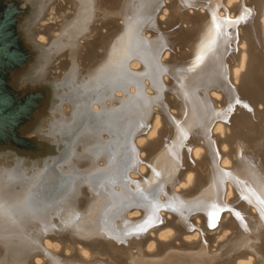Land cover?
I'll list each match as a JSON object with an SVG mask.
<instances>
[{"label": "bare ground", "instance_id": "6f19581e", "mask_svg": "<svg viewBox=\"0 0 264 264\" xmlns=\"http://www.w3.org/2000/svg\"><path fill=\"white\" fill-rule=\"evenodd\" d=\"M71 1L39 8L61 18L42 29L55 53L76 62L102 27L100 44L119 53L89 66L77 109L60 91L72 112L58 107L49 132L62 143L39 175L5 170L8 198L54 207L66 193L76 208L31 237L0 230V264H264V0ZM87 4L83 42L60 43ZM79 166L87 178L72 175ZM88 216L116 224L115 242L92 235Z\"/></svg>", "mask_w": 264, "mask_h": 264}, {"label": "rangeland", "instance_id": "374dc122", "mask_svg": "<svg viewBox=\"0 0 264 264\" xmlns=\"http://www.w3.org/2000/svg\"><path fill=\"white\" fill-rule=\"evenodd\" d=\"M57 1L0 0V193L4 195L0 196V230L14 229L19 234L27 232L30 237L40 228L47 227L48 229L51 227L53 220H59L54 218L57 217V214L61 213L60 216L66 215L69 213L72 206L75 209L76 207L74 206L76 204L69 206L73 200H71L70 203L66 201L67 199L69 201V198H74V196H70L71 194L66 195L65 193V195H63L64 197L61 198L65 202H60V205L54 207L42 208L25 192H20L17 195H13L12 198H8L7 193L2 191V187L5 186L4 182L13 172H5V170L12 169L16 166L20 168L23 174L26 172L25 174L29 178L39 175L37 171H39V168L41 170L44 166L46 159H48L47 156L50 149L53 148L55 144L59 145L62 143L61 140L56 142L57 139L54 136L51 137L52 134L49 132L52 126L51 124L54 123L56 117L58 118L61 115V113H59L58 116L57 111H59L60 108L64 114L68 115L72 112V107L69 106L67 102L63 101L61 105L59 104V98L62 95L60 91H62V89L64 92L67 89L74 91L76 102L73 103V107L77 109L80 102L84 99L85 90L83 89V85L86 83L87 79L92 76H90V74H93V72L94 74L95 72L98 73L104 68V61L107 60L106 57H109L111 62L119 53L117 49L119 48V44L117 42L118 45L115 42L112 44L110 43V53L104 49L103 44H100V33L106 32V28L104 27H102V29L100 28L101 30H94L90 33L91 36L89 35V39L92 38V35L96 36L95 38L97 39H93L92 42L96 45L89 46L90 48H87L88 51L85 53L83 52L85 48L82 51L78 49L79 52H77L75 57L76 62L70 58L67 49H62L55 53V49L50 43L52 37H47V34L43 33L42 29L49 23L60 20L61 18L56 16L57 19L54 20L50 18L51 15H45L41 18L39 8H46L48 3V7H51L54 5L51 3H58ZM71 2H69L68 5L71 4L72 6L70 7H73L74 0ZM87 9H91L88 4L78 7L76 19L72 23L71 29L66 31V37H63L60 43H69L73 41V39L74 41L72 44L76 40L78 41V39L79 42H83V38H81L79 34L83 29H86L88 26L87 24H89L88 22H90V18L92 19L91 16H93L92 10L89 11ZM48 10H50V8L47 9V11ZM63 10H61L62 14L72 12L69 6H66V12ZM83 20H86V24L85 21L81 24ZM118 23H122V20H118ZM51 29H54L52 33L54 36L61 34V29H59V27L53 26ZM97 45L100 50L96 47ZM116 46L117 48L115 49ZM91 48L97 51H92ZM63 52L65 53L63 54ZM106 52L110 55L107 56L108 53ZM96 60L99 61L96 62ZM110 62L106 61V64ZM88 63L92 64L93 67L95 65V68H99L95 70V68H92ZM70 64L74 66L71 76L67 75ZM130 65L129 63V66ZM89 66L92 72L89 71ZM79 67H81V69H79ZM107 67L110 68V65L105 68ZM86 68H88V70L84 72ZM79 71H81L80 75ZM115 71H118L115 67L108 70L111 76H113ZM88 72L89 77H87ZM66 75L67 77L65 78ZM145 91H147V89H145ZM113 94H121V92L114 91ZM106 102L108 103L109 100ZM92 107L94 108L93 105ZM101 163L102 161H99V164ZM81 168L79 166L77 172H72L73 176H76L74 174L78 172L80 173L79 175L77 174V180L84 176L86 178L88 177L84 172L85 167ZM83 184V181L79 183V185ZM114 188L116 189L117 186ZM78 198L81 200L79 205L82 204L84 207L85 202H82V195L79 194ZM161 213L163 215L165 214L163 211H161ZM169 215L171 216L170 213L166 214L168 217ZM84 221L85 225L89 227L88 230L92 235L100 237L103 242L107 244L115 242L114 238H117L115 235V230H117L116 224L114 225L113 223V227L112 224L106 226L105 220L101 219L95 221L89 216L86 217ZM40 224H42V226ZM97 230L103 232H98ZM66 233H63V236L66 235ZM155 235L156 234L152 233V236ZM156 237H159V240L163 238L158 235H156ZM32 243H34V241L30 242V244ZM175 243H179V241L175 240ZM68 253L69 251H67V254Z\"/></svg>", "mask_w": 264, "mask_h": 264}, {"label": "snow or ice", "instance_id": "6c2138e0", "mask_svg": "<svg viewBox=\"0 0 264 264\" xmlns=\"http://www.w3.org/2000/svg\"><path fill=\"white\" fill-rule=\"evenodd\" d=\"M237 103H239V101H237ZM262 202H264V201H262ZM214 226V225H213Z\"/></svg>", "mask_w": 264, "mask_h": 264}]
</instances>
